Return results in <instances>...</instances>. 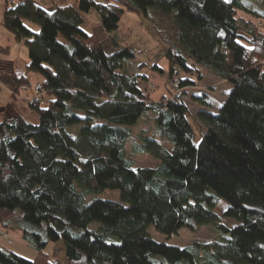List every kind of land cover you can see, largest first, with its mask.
Listing matches in <instances>:
<instances>
[{"label":"trees","instance_id":"16d2710c","mask_svg":"<svg viewBox=\"0 0 264 264\" xmlns=\"http://www.w3.org/2000/svg\"><path fill=\"white\" fill-rule=\"evenodd\" d=\"M51 1L47 9L4 0L1 26L28 53L11 78L17 89L27 73L39 74L47 100L26 101L36 123L20 115L0 121V225L20 230L37 252L27 259L0 245V264H264V216L244 207L264 208V33L253 21L264 19V0L255 10L242 0ZM125 3L163 44L168 79L192 85L178 72L201 79L207 67L232 83L217 113L196 112L205 128L198 141L182 99H150L139 87L145 76L125 66L135 58L130 47L109 35ZM91 9L111 38L110 53L82 28ZM143 115L154 130L128 148ZM145 153L159 159L156 167L135 165L133 156ZM104 189L117 190L119 201L94 196ZM220 200L232 228L214 211ZM150 225L167 237L212 226L218 237L179 247L153 240Z\"/></svg>","mask_w":264,"mask_h":264},{"label":"rangeland","instance_id":"374dc122","mask_svg":"<svg viewBox=\"0 0 264 264\" xmlns=\"http://www.w3.org/2000/svg\"><path fill=\"white\" fill-rule=\"evenodd\" d=\"M22 1V0H20ZM96 2L108 1V0H95ZM125 2L124 0H120ZM243 3L250 10L260 9L261 8V0H242ZM35 2L41 5L44 8H50L52 6L51 0H35ZM4 8V0H0V12ZM125 11L121 15L120 20L118 22V28L110 32V36L120 41V46L128 44H132L131 46H140L141 48H145L147 51L144 53L137 55V62L143 61L147 63L146 66V74H150L151 76H155L158 78L157 80H149L145 77V80L140 82V85H143V91L149 96L150 99L154 101H158L161 97H164L165 100L170 97V80L168 79V62L167 59L163 55V44L159 41L157 36L155 35L153 29L151 28L147 18H145L141 13L137 12L134 6L125 3ZM240 14V12H238ZM1 14V13H0ZM244 14H248L244 12ZM242 15L246 18H250L248 15ZM1 18V17H0ZM256 25L259 27L261 32L264 33V21L261 19H253ZM25 25L28 26L32 31H38V25L25 21ZM82 28L88 32H94L99 37L101 44L105 50V52L110 53L114 50V46L111 42V38L108 37L107 32L104 30L101 25L98 14L94 9L89 10V12L85 13V23L82 25ZM0 33L3 36H11V34L4 29L0 24ZM12 37V36H11ZM11 54L16 56L19 59L27 62L28 53L27 48L23 41H16L14 45L11 47ZM264 61V59L262 60ZM153 64H157L158 67L162 70V72L152 69L151 66ZM202 78L198 79L196 73H183L178 72V77L184 78H192L195 80L194 84L186 85L182 87V101L189 107V111L187 112V119L191 124L194 130V139L198 141L201 135L204 133V126H200V124L196 118V112L199 109H206L213 113H217L219 107L222 105L224 100L226 99L230 89L232 88V83L228 80L221 79L217 75H215L209 68L201 67ZM37 76H40L37 73H34ZM145 76V75H144ZM164 79V80H163ZM162 80V81H161ZM167 80V81H166ZM35 85V84H34ZM34 85H32L34 87ZM159 87L163 92V96L160 95V91L155 90ZM34 92V89H33ZM153 96H150L153 93ZM44 95V94H43ZM35 96V94H34ZM43 99V98H42ZM27 105V104H26ZM32 113V112H31ZM28 116V115H27ZM27 120H30L27 117ZM133 130V138L128 143L127 147L131 146L132 142H140V137L145 134H150L154 130V121L147 115H143L135 125L132 127ZM158 143L164 147L165 149L171 151L173 145L165 140H162L158 137H154ZM135 165L136 166H150L156 167L159 163V159L150 153L145 154H137L134 155ZM95 197L102 199H111L119 201L118 191L112 189H104L99 193L94 195ZM93 196V197H94ZM227 204L224 200H220L218 204L215 206L214 211L220 216V222L225 226L232 228L237 223L231 219L221 216L222 212L226 209ZM97 223H92V226H95ZM9 230V231H8ZM19 231L18 229H7L3 230L0 233V239L6 244L10 245L11 248L17 249L16 251L21 252L19 254H23L24 258L31 259L33 258L32 254H29L28 251H31L30 248L27 249L25 246L24 249L28 250L22 252L20 245L18 244L19 239L16 238V233ZM6 232L8 237L11 239V242L8 243L7 240L3 237L2 233ZM148 232L151 238L158 242H166L168 244L177 245L179 247L186 246L191 241H199L206 242L210 239L218 237V233L212 226H204L201 227L197 232H190L186 228H179L177 233L170 235L169 237L164 234L156 231L152 225L148 227ZM10 234V235H9ZM14 242V243H13ZM13 243V244H12ZM51 245V244H49ZM47 252L51 254L50 247L47 246ZM54 250V249H53ZM52 250V251H53ZM32 253V251L30 252ZM22 256V255H21ZM62 260V259H61ZM64 261V259H63Z\"/></svg>","mask_w":264,"mask_h":264},{"label":"crops","instance_id":"0c3cea01","mask_svg":"<svg viewBox=\"0 0 264 264\" xmlns=\"http://www.w3.org/2000/svg\"><path fill=\"white\" fill-rule=\"evenodd\" d=\"M2 11H3V9H2ZM0 13H1L0 17L2 18V12H0ZM242 13L243 12H240L239 15L243 16ZM244 15H247V14H244ZM1 18H0V24H1ZM261 21H264V19H261ZM11 36H7V35L3 36L0 33V51L2 49H4L5 47H7V49L4 50V52L0 53V121L3 120L4 118H10L14 115H20L26 119L28 117L30 119L28 121H30L32 123H36L37 122V115L28 108V106L26 105V101L29 99L35 98L32 85L40 83L42 81V78H41V76H37L34 73L29 72L25 75L29 81L28 84L22 85L16 89L17 86L11 78V73L13 71H19V72L23 71L26 67V64L28 63V60H27V62H25L22 59L18 60V58L16 56H14L13 54L10 53L11 47L16 42V40L13 39V36L12 37ZM131 45L132 44H128L127 47H132ZM138 47H140V46H138ZM136 57L133 58V60L128 62V63L125 62V66H127L128 69H131L135 72H139L140 74L145 75V77L148 78L149 80H153V81L157 80L158 78H155V76H151L150 74L145 73L147 70L146 69L147 63L143 62V61L137 62ZM139 87L143 91V89H144L143 85H139ZM156 91H160L161 92L160 95L163 96L162 94L164 91H161V89H159V87L155 90V92ZM145 94H147V92ZM153 94H154V92L151 93L150 96H153ZM43 99H44V101L47 100L46 97H43ZM3 230H5V229L3 227H1V225H0V233ZM15 233H16L15 239H17V240L19 239L18 244L21 247L20 249L21 250L23 249L22 252H25L26 249H24V247L26 246L27 249L30 248L32 253H30L31 251H28V250H26V251H28V253L32 254L33 255L32 257H34L37 252H36V250H34L33 248H31L28 245V243L25 239H23L22 232L19 230ZM50 244L51 245L48 244L47 246L50 247V252H52V250L55 249V245L53 243H50ZM0 245L11 249L12 251L16 252L17 254L21 253L19 251H18L19 252L18 253L16 251L17 249L15 250V249L11 248L10 245H6L2 241V239H0ZM47 246L45 247V249L43 251L46 252L47 254H49V252H47V250H46ZM20 255L23 256V254H20ZM59 258L62 260L64 259L62 253L59 254Z\"/></svg>","mask_w":264,"mask_h":264},{"label":"built area","instance_id":"2783aa9c","mask_svg":"<svg viewBox=\"0 0 264 264\" xmlns=\"http://www.w3.org/2000/svg\"><path fill=\"white\" fill-rule=\"evenodd\" d=\"M145 51H147L145 48H141L137 46L130 47V53L134 57L144 53ZM262 65L264 68V61H262ZM33 89H34L35 98L44 97L43 95L44 91L42 90L40 83L35 84ZM170 91H171V95L166 100L173 103H179L182 99V88L179 85V79L177 77H174L170 80ZM2 235L7 240L8 243L11 242V239L8 237L6 232H3Z\"/></svg>","mask_w":264,"mask_h":264},{"label":"water","instance_id":"95a60500","mask_svg":"<svg viewBox=\"0 0 264 264\" xmlns=\"http://www.w3.org/2000/svg\"><path fill=\"white\" fill-rule=\"evenodd\" d=\"M244 207L247 210H249V211L257 212V213H259V214L264 216V208H262L261 206H258V205H244ZM260 245L264 248V243H261ZM223 263L224 264H243V263H235V262H233L231 260H228V259L223 260Z\"/></svg>","mask_w":264,"mask_h":264}]
</instances>
